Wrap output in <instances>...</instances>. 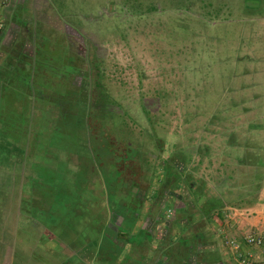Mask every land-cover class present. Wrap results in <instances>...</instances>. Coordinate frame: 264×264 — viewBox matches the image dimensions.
I'll use <instances>...</instances> for the list:
<instances>
[{
	"label": "rangeland",
	"instance_id": "1",
	"mask_svg": "<svg viewBox=\"0 0 264 264\" xmlns=\"http://www.w3.org/2000/svg\"><path fill=\"white\" fill-rule=\"evenodd\" d=\"M256 14L264 15V0H0V63L25 57L35 77L31 102L18 103V91L0 98L1 107L12 102L0 117V250L13 246V264L21 248L50 260L26 214L56 225L69 213L57 195L74 199L78 181L64 174L79 169L85 185L100 178L111 204L126 159L122 178L165 181L173 163L218 213L263 217L260 230L236 238L244 254L260 255L264 246L244 242L264 234ZM36 42L49 58L34 60ZM17 154L28 161L13 163Z\"/></svg>",
	"mask_w": 264,
	"mask_h": 264
},
{
	"label": "crops",
	"instance_id": "2",
	"mask_svg": "<svg viewBox=\"0 0 264 264\" xmlns=\"http://www.w3.org/2000/svg\"><path fill=\"white\" fill-rule=\"evenodd\" d=\"M245 1L256 3L258 0ZM251 18L257 25L255 43L262 45L264 15L256 14ZM129 165L126 159L123 165L126 167H116V170L123 172ZM172 167L171 176L165 181L161 176L158 182L140 181L132 174L125 179L121 173V182L114 186L119 190L114 191L115 199L111 204L103 192V180L99 178L94 184L86 185L89 195L78 198L56 225L36 222L45 220L40 213L27 211L26 221L36 223L43 237L41 242L52 256L50 260H42L39 255L40 261H37L29 249L21 248L23 258L16 264H240L228 242L239 243L238 235L243 236L251 229L260 230L263 217H249L240 209L218 213L216 204L203 201L204 192L181 172L177 175L173 163ZM0 190L5 191L3 187ZM261 209L264 211V206ZM204 210H209L207 216L203 215ZM186 220L201 225L194 238H190L193 231L186 229ZM30 243L34 244V240ZM8 247L2 249L8 259L3 262L4 257L0 255V264H13V246ZM244 250L241 246L240 253L244 254ZM263 254L264 249H261L259 256ZM26 259L31 262L25 263Z\"/></svg>",
	"mask_w": 264,
	"mask_h": 264
},
{
	"label": "trees",
	"instance_id": "3",
	"mask_svg": "<svg viewBox=\"0 0 264 264\" xmlns=\"http://www.w3.org/2000/svg\"><path fill=\"white\" fill-rule=\"evenodd\" d=\"M43 48H44V46H43ZM43 50L44 49H42V47L40 48L39 45H38L37 51L35 53L36 56H35L34 60L35 59H41V58L42 59L43 58H49L48 54L45 53L46 55H43V53H44ZM67 59H70V58L68 57ZM2 61L3 60H1V62ZM26 63L27 62L25 61V57H22V58H20V57L16 58L15 57V58H12V59L8 60L6 63L5 62H3L2 64L0 63V98L1 99H2L1 96L6 95L9 98L10 95H13V93H15L17 91L23 96V98H19L18 99V103H20V104H21V102H26V103L31 102L32 98L35 97L34 93H33V89H32V87L30 85V81H31V83H34V81H35V77L31 73V71L34 68L28 69L26 67ZM33 64H34V61H33ZM19 66H21L20 69H19ZM18 70H20V71H18ZM42 75H43V73H42ZM71 81H72V79H71ZM13 99H14V97H12V101H15ZM6 102L7 103L5 104V106H3V107L0 106V117L2 115H4V114L8 115L10 110H11L12 102L11 101L9 102L8 100ZM10 103H11V106H10ZM28 106H29V104H28ZM89 107H90V105H88V111L87 112L90 115L91 114V112H90L91 109H89ZM6 123H7V125L10 126V128H13V126H14L13 122L7 121ZM30 152L31 151H27V153H30ZM33 152H34V150H33ZM22 154H24V153L22 152ZM27 156H29V154L26 155L25 157L20 155V154H17L16 158H14L15 156L13 157V155L11 157L13 159V163H16V164L20 163L21 164V163H24L23 159H25ZM31 157H32V154H31ZM26 161H28V157L26 158ZM56 162H58V160ZM30 163H32V161ZM120 172H121V170H120ZM69 173L68 174H64V176L65 177H72V181H74L75 179L78 181V183H77L78 187H76L77 185L74 186L73 183L71 184V190L72 191L69 190V192L71 191L69 195L74 196L76 199H78L79 196H77V195H79V194H81V196L84 195V194L89 195V194H87V193H89L87 191V187L83 188V186H86V185L81 182L82 178H84V175H83L84 172L82 173L81 171H79V169H77L76 171H74V173H72V172H69ZM121 173H120V176H121ZM76 188H77V190L73 191V189H76ZM60 190L63 193V190L62 189H60ZM80 190H86V191L80 193L79 192ZM57 196H59V203L64 202V204L66 205V209H68V208H69V210L72 209V207H73V205L75 204V201H76L75 198L73 199V198H70V197H62L61 195H57ZM203 212H204L203 215L207 216V214L209 213V210L208 211L204 210ZM186 225H187L186 229H190V230L193 231L191 236H190V238H194L195 234L197 233V229L199 230L201 228L200 223L191 224L189 220H186ZM192 225H194V226H192ZM188 239H189V237H188ZM0 251H2V250H0ZM3 253H5V252H3ZM7 256L8 255L5 256V254L1 256V258L4 257V258H2L3 262H5Z\"/></svg>",
	"mask_w": 264,
	"mask_h": 264
},
{
	"label": "built area",
	"instance_id": "4",
	"mask_svg": "<svg viewBox=\"0 0 264 264\" xmlns=\"http://www.w3.org/2000/svg\"><path fill=\"white\" fill-rule=\"evenodd\" d=\"M4 28V23L0 17V32ZM245 245L247 247L262 248L264 246V234L249 235L245 239ZM228 245L235 254L238 255L240 264H264V254L262 256H254L251 254H241V245L233 240L228 242Z\"/></svg>",
	"mask_w": 264,
	"mask_h": 264
},
{
	"label": "flooded vegetation",
	"instance_id": "5",
	"mask_svg": "<svg viewBox=\"0 0 264 264\" xmlns=\"http://www.w3.org/2000/svg\"><path fill=\"white\" fill-rule=\"evenodd\" d=\"M37 43V42H36ZM37 45H39L38 43H37ZM44 46V45H43ZM42 46H40V48H41ZM61 118V117H60Z\"/></svg>",
	"mask_w": 264,
	"mask_h": 264
}]
</instances>
